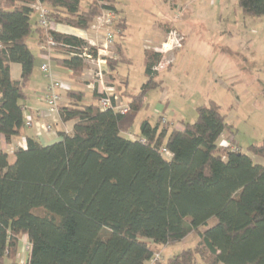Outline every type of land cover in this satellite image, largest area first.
Returning a JSON list of instances; mask_svg holds the SVG:
<instances>
[{
  "label": "trees",
  "instance_id": "trees-1",
  "mask_svg": "<svg viewBox=\"0 0 264 264\" xmlns=\"http://www.w3.org/2000/svg\"><path fill=\"white\" fill-rule=\"evenodd\" d=\"M80 1L0 0V137L6 142L25 127L21 101L35 64L27 44L32 32L39 42L52 39L51 49L66 55L56 62L74 76L87 66L84 48L97 56V47L76 35L32 24V5H44L54 23L84 31L104 9L119 13L114 0H88L85 8ZM237 4L246 14L264 15V0ZM114 26L120 38L123 17ZM114 46L115 57L105 58L112 80L124 61L116 40ZM160 57L144 49L146 79L129 95L126 112L87 103L83 91L67 88L57 115L73 121L72 133L60 131L47 145L26 136L11 161L0 149V264H145L159 246L190 233L198 237L194 247L164 264H195L196 257L204 264H264V163L233 150L232 141L217 142L223 131L232 133L217 102L198 105L194 121L181 128L159 116L141 121L134 138L127 136L148 91L161 88L153 71ZM11 63L20 65L18 79L10 75ZM247 151L264 159V138ZM213 217L216 222L201 229ZM22 237L28 250L20 261Z\"/></svg>",
  "mask_w": 264,
  "mask_h": 264
},
{
  "label": "rangeland",
  "instance_id": "rangeland-1",
  "mask_svg": "<svg viewBox=\"0 0 264 264\" xmlns=\"http://www.w3.org/2000/svg\"><path fill=\"white\" fill-rule=\"evenodd\" d=\"M87 3V0H81L80 6L85 8ZM223 4H226L227 9L223 12L220 20L214 16L218 11L215 14L207 13L208 20L205 26L211 31L208 32L209 35L200 37L201 35L197 33L196 38H188L183 53L178 55L181 56L178 58L179 63L177 62L178 64L176 63L169 70L166 67L167 70L164 69L158 73L157 80H163L164 92L160 88L149 90L144 105L146 111L152 114L153 120H157L159 115L163 114L175 127L181 121H194L198 104H203L211 98L220 105L226 121L232 125L229 141L236 143L232 147L240 148L254 162L262 164L264 159L251 155L247 148L252 144H259L264 138V15L254 16L242 12L237 5V0H223ZM35 6L45 8L39 3H36ZM226 14L235 21L231 27L230 35L224 34L225 37L220 40L221 43L220 41L219 43L215 42V39L212 38L210 40V33L214 32L215 25L219 21L223 30L225 27L230 30ZM30 20L32 24L37 22L38 10L32 12ZM216 36L215 33L213 37ZM34 38L35 35L30 34L27 43L32 46L31 49L35 53ZM137 52L140 55L141 51ZM139 55L133 57V67L130 69L134 72L135 82L139 81L140 72H142L140 71ZM86 65L84 70H88V64ZM119 67L121 72L126 73L127 65L121 63ZM211 69L216 70L222 81L234 89L233 92L231 90L228 92L225 87L220 85V82L212 80ZM33 70L35 73L34 84H42L44 80L48 84L49 79L42 72L40 74L37 68ZM33 77L34 75L31 79ZM83 80L85 77L81 76V79L77 81L86 83V80ZM80 87L83 88L82 85ZM27 91L31 98L32 91L29 89ZM62 92L64 94V90ZM84 100L90 102L87 96ZM164 124L170 126L169 123ZM9 159L13 160L12 155L9 156ZM215 222L216 219L213 217L201 229H205ZM197 240L198 237L195 233L188 234L163 251L161 261L165 262L167 256H173L183 249L192 248ZM22 242L21 238L20 246H22Z\"/></svg>",
  "mask_w": 264,
  "mask_h": 264
},
{
  "label": "crops",
  "instance_id": "crops-1",
  "mask_svg": "<svg viewBox=\"0 0 264 264\" xmlns=\"http://www.w3.org/2000/svg\"><path fill=\"white\" fill-rule=\"evenodd\" d=\"M88 1V0H87ZM114 4L116 9L119 11L116 14V17H123L125 28L122 32V36L118 38V36L114 37L122 50V56L124 61L118 62L116 65V69L114 73L116 75L115 79L108 78V67L105 61L106 57H111L114 55L115 57V46L114 41L113 44L109 46V48L104 49L103 47V31L95 32L89 28L88 30H80L74 28L72 26L66 24L56 23L54 26V30L76 35L83 40H85L89 44L95 45L97 47V56L94 58L92 62H88V70H84L81 76L85 77L86 83H80L77 80L81 79V76H74L72 73L66 69L64 66L60 65L56 62L55 59H63L66 57L60 51L48 50L47 52L42 49V42H39L37 32H32L31 34L35 35V64L34 68H37L41 74L40 65L42 63L48 62L50 68L54 76L57 79L63 80V83L68 88L77 89L84 92V98L87 96L90 99V102H97L98 100L93 99V92L97 94H101L104 96H111L113 92L117 96V100L111 99L112 105H118L120 107L128 106L130 101L129 95L134 94L139 91L141 84L145 81L146 76L144 75V66H145V58H144V49H152L156 51L158 47H160L161 43L164 41L166 31L168 28H176L184 37L183 47L175 52H173V63L167 69L169 70L173 65L178 62V55L183 53L185 48V42L188 38L195 37L196 34L201 35L200 37H206L209 35L208 32H211L206 26V22L208 20L207 13L213 12L214 16L217 19H221L223 16V12L227 9L226 4H223V0H114ZM36 4V3H35ZM33 4L32 6L36 10L37 6ZM88 4V3H87ZM238 5V4H237ZM36 7V8H35ZM239 7V6H238ZM204 13V14H202ZM225 17L229 19L228 26L230 30L222 29V24L219 21L215 26V30L212 33H216L217 36L213 37L214 34H211V38L215 39V42L219 43L220 40L224 39V34H229L231 32V27L235 21L229 16L225 15ZM241 22V21H240ZM244 23V22H243ZM37 24V23H35ZM34 24V25H35ZM253 25L255 22L253 21ZM219 34V35H218ZM29 37V36H28ZM221 43V41H220ZM28 44V43H27ZM29 45V44H28ZM32 48V46H29ZM32 50V49H31ZM140 50V55L137 52ZM33 51V50H32ZM135 55H139V62L141 63V76L138 82L134 81L133 71L130 70L133 67V57ZM113 57V56H112ZM124 63L127 65L126 73L121 72L119 65ZM177 63V64H178ZM33 68V69H34ZM173 68V67H172ZM166 69V70H167ZM169 72V71H168ZM101 74L99 78L97 76ZM43 74V73H42ZM232 74V73H231ZM234 74V73H233ZM232 74V75H233ZM10 75L13 79H18L20 76V65L17 63L10 64ZM34 75L33 79L31 77ZM44 75V74H43ZM211 78L216 82H220L222 87H225L228 92L231 90L233 92V88L231 89L226 82L222 81L220 76L216 73L215 69H211ZM235 75V74H234ZM35 73L34 70L25 86L26 98L21 101L24 107V117H31L33 120V124L31 126H25L22 129V132L19 136L12 137L9 142H6L4 137H0V149L6 151L11 155L13 149L17 147L25 148L26 146V136L33 137L37 139L41 144L47 145L58 140L57 133L62 131L66 133H72L73 121L61 122L58 118L57 112L51 113L45 102L43 101V94L47 85L46 80L42 82V84H34ZM83 80V81H85ZM161 88L162 92H164L165 86H163V80L161 79ZM82 85L83 88L80 86ZM32 91V97L29 98V93L27 90ZM107 89H111V91H107ZM87 90V92H86ZM60 91L61 94V102L66 103L67 97L65 94ZM148 94V93H147ZM147 94L145 99L147 100ZM211 99V98H210ZM213 100V99H212ZM26 101V102H25ZM89 103L88 101L84 100ZM215 101V100H214ZM216 102V101H215ZM99 104V102H98ZM199 105V104H198ZM146 111L145 105L139 110L138 115L136 116L135 123L132 127V135H136L139 132V125L141 121L147 119L151 123L155 122L153 120L152 114ZM162 123H169V127H174V124L169 122L166 117L162 114ZM225 116V115H224ZM181 122H179L176 128H181ZM42 124H50V131H43L40 128ZM224 134L227 136H224ZM231 132L223 131L219 136L217 142L220 144H226L230 139ZM226 139V140H225ZM223 141V142H220ZM233 145H236L232 141ZM23 242L22 246H18V258L20 261L25 260L27 256V251L24 249V243L27 242L25 237H22ZM194 247V246H193ZM192 247V248H193ZM170 248V245L159 246L158 251L160 255V263L164 264L165 262L161 261L162 252ZM22 257V258H21ZM171 256H167L166 260ZM165 260V261H166ZM147 264V262L145 263ZM195 264H204L201 260L196 257Z\"/></svg>",
  "mask_w": 264,
  "mask_h": 264
},
{
  "label": "built area",
  "instance_id": "built-area-1",
  "mask_svg": "<svg viewBox=\"0 0 264 264\" xmlns=\"http://www.w3.org/2000/svg\"><path fill=\"white\" fill-rule=\"evenodd\" d=\"M36 10H38V20L37 25L45 30H54V26L56 23L51 21L47 15L46 10L42 7H37ZM117 19L116 13L110 9H104L102 11L101 15H98L93 22L91 23L90 27L91 30L98 32L103 31V47L104 49L109 48L110 45L113 44L114 37L118 36L121 31L120 29L116 28L115 20ZM184 37L182 34L176 29V28H169L166 31V35L164 38V41L161 43L160 47L156 49L157 52L161 53V57L159 61L153 66V71L159 73L160 71L166 69V67H169L171 63L173 62V52L175 50H178L183 45ZM53 42L50 37H47L44 42H42V49L46 52L48 50H51ZM89 44V43H88ZM92 46H95L93 44H89ZM98 51V49H97ZM82 56L84 60L88 63L92 62L94 58L89 54L87 47L84 48V51L82 53ZM113 55H111L112 57ZM41 72L49 79L48 84L46 85L44 94H43V101L45 102L48 110L51 113H56L58 104L61 100V90H66L68 87L64 85L63 81L60 79H57L52 69L50 68V65L48 62L42 63L40 65ZM97 76L100 78L101 74L97 73ZM107 91H111V89H107ZM111 99L117 100V96L112 92L111 96H104L99 99V105L102 108L111 107L115 111H120L122 113L126 112L128 109V106L120 107L118 105H112ZM33 124V120L31 117L25 118L24 125L25 126H31ZM40 128L43 131H50L51 125L50 124H42L40 125ZM130 138H134L132 134H128ZM233 150H237L238 148L232 147ZM162 152L169 155V152L166 149H162ZM24 249L28 250V244L27 242L24 243ZM160 260L159 252H156L153 254L151 259L147 262V264H155L157 261Z\"/></svg>",
  "mask_w": 264,
  "mask_h": 264
}]
</instances>
